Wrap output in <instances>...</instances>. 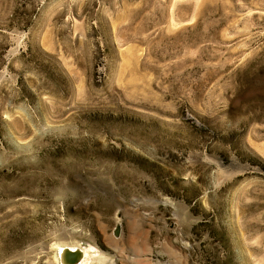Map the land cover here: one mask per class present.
<instances>
[{
	"label": "rangeland",
	"instance_id": "obj_1",
	"mask_svg": "<svg viewBox=\"0 0 264 264\" xmlns=\"http://www.w3.org/2000/svg\"><path fill=\"white\" fill-rule=\"evenodd\" d=\"M58 246L264 264V0H0V264Z\"/></svg>",
	"mask_w": 264,
	"mask_h": 264
},
{
	"label": "bare ground",
	"instance_id": "obj_2",
	"mask_svg": "<svg viewBox=\"0 0 264 264\" xmlns=\"http://www.w3.org/2000/svg\"><path fill=\"white\" fill-rule=\"evenodd\" d=\"M88 247H86V249L83 248L81 249L78 247L75 248V247L58 246L59 256L55 255L56 260L60 259V262L62 264H84V263L86 264L89 260L91 261L95 256L100 255V250L98 248H95L93 250L91 247L87 249ZM138 250L141 252V254H143L145 252L151 251V247L147 245L145 241H143L141 245L138 246Z\"/></svg>",
	"mask_w": 264,
	"mask_h": 264
}]
</instances>
